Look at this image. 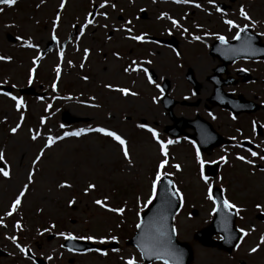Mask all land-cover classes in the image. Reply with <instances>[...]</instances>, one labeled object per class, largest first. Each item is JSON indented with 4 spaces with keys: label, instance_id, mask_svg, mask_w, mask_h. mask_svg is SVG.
<instances>
[{
    "label": "rangeland",
    "instance_id": "374dc122",
    "mask_svg": "<svg viewBox=\"0 0 264 264\" xmlns=\"http://www.w3.org/2000/svg\"><path fill=\"white\" fill-rule=\"evenodd\" d=\"M61 2L16 0L12 6L0 7V56L6 57L0 60V153L4 156L0 168L9 171L8 177L0 174V248L7 252L0 255V264H34L21 248H28L48 264H127L130 258L140 262L135 248L123 241L132 235L139 214L153 195L154 166L164 157L160 146L135 125L141 119L152 123L159 117L151 111L161 114V108L153 105L152 96L143 95L148 92L144 81L123 72V65L135 59L136 49L128 54L133 43L122 42L121 28L112 31V26L121 27L123 19L117 16H126L123 9L136 0H63V7ZM140 3L143 1L138 0ZM93 4L98 11L89 24L87 16ZM250 6L264 16V0H254ZM74 23L77 35L61 47ZM95 26L97 40L91 35ZM53 36L52 48L49 42ZM117 50L123 56L117 55ZM171 65L170 61L155 62L153 69L157 74H168ZM27 86L44 92L42 100L20 95L18 89ZM4 88L11 92H4ZM121 88H127L129 94L120 92ZM12 96L21 101L19 108ZM65 110L88 121L64 125L60 119ZM17 124L20 127L12 133L10 129ZM97 128L125 139L131 164L119 143ZM78 131L79 135H64ZM49 137L52 143L45 147ZM170 145L167 164L157 168L167 173L175 169L174 162L180 168L185 164L176 188L184 189L186 204L175 216L174 229L178 239L193 247L191 264H238L239 260L264 264V222L256 218L264 211V170L250 172L251 161L246 162L248 166L239 163L238 174H224L228 180L224 192L235 205L240 233L227 254L216 245L202 246L192 238L195 230L208 223L211 204L204 199V179L192 172L195 160L185 155L188 148ZM256 162L264 168V160ZM89 184L95 187L89 189ZM21 192L24 195L13 211L12 202ZM96 200L107 207L97 205ZM111 208L124 211L113 212ZM67 236H91L93 239L86 240L95 243L111 242L114 236L121 245L104 253H73L61 247ZM257 245V251L252 252Z\"/></svg>",
    "mask_w": 264,
    "mask_h": 264
},
{
    "label": "flooded vegetation",
    "instance_id": "af4514ba",
    "mask_svg": "<svg viewBox=\"0 0 264 264\" xmlns=\"http://www.w3.org/2000/svg\"><path fill=\"white\" fill-rule=\"evenodd\" d=\"M140 1L144 3L135 8L133 14L130 11L134 6L123 9L126 16L120 14L123 17L121 27L112 26L121 28L122 42L133 43L128 54L136 49L135 59L123 65V72L144 81L148 92L143 95L152 96L153 105L161 108V114L151 111L154 117H159L152 123L145 119L138 122L157 130L159 140L184 144L188 148L185 155L196 161L193 168L202 172L209 165H215L217 176L231 175L238 171L241 161L262 160L264 16L257 15L251 8L250 3L254 0H213L211 3L209 0ZM241 7L249 19L241 15ZM173 20L177 21L176 26ZM228 20H232L235 26L227 24ZM238 31L242 33L241 47H233ZM97 32V27L92 28L91 35L96 40ZM255 35L259 37L258 48L261 50H257ZM134 36L142 39L135 40ZM221 36L224 42L219 39ZM110 37L111 32L106 38ZM116 54L123 56L119 50ZM164 61L172 62L169 73L157 74L154 63ZM126 68L129 71L126 72ZM135 91L140 95L138 90ZM219 94L243 97L240 109L231 112L210 99ZM165 96L172 100H163ZM177 117L188 121L175 128L182 132L181 135L166 134V126L173 125ZM197 149L205 162L203 167L196 158ZM252 151L257 156H252ZM222 156L225 157L223 161L220 160ZM238 156L245 159L240 160Z\"/></svg>",
    "mask_w": 264,
    "mask_h": 264
},
{
    "label": "water",
    "instance_id": "95a60500",
    "mask_svg": "<svg viewBox=\"0 0 264 264\" xmlns=\"http://www.w3.org/2000/svg\"><path fill=\"white\" fill-rule=\"evenodd\" d=\"M50 45L52 47L53 42ZM78 119L76 118L74 120L69 118L67 121L71 122ZM173 192L170 183L165 178L162 179L158 184L156 196L139 216L137 225H140V227L136 225L133 236L124 242L126 245L134 246L146 264L155 260H160L164 263L167 260L168 264H190L193 259L191 246L187 242L177 240L173 233L172 219L179 207L177 196ZM221 206L222 204H219L220 208ZM216 212L217 214H215L210 225L195 232L194 238L204 246L213 247L217 244L222 248L230 250L231 246L237 240L238 232L233 226L232 219L228 223L221 220L226 217L225 211L221 212L216 210ZM161 231L165 234V238L170 240V250L174 251L175 255H166L165 250L159 246L157 241ZM216 233H220L224 236V239L222 241L213 240L212 235ZM118 245L116 241L110 243H93L73 237H67L62 243L63 247L74 251H85L89 249L104 251L108 248L113 249ZM154 252L159 253V258L153 254ZM1 254L6 255L0 249ZM26 254L37 264H47L41 258L33 257L28 249H26Z\"/></svg>",
    "mask_w": 264,
    "mask_h": 264
},
{
    "label": "snow or ice",
    "instance_id": "6c2138e0",
    "mask_svg": "<svg viewBox=\"0 0 264 264\" xmlns=\"http://www.w3.org/2000/svg\"><path fill=\"white\" fill-rule=\"evenodd\" d=\"M15 2H16V0H0V4H4V5H8V6H12V5H14ZM177 2H179V0H177ZM184 2H187V0H184ZM209 2L211 3V2H213V0H209ZM60 6H61V7L64 6V4H63V0H62V2H61V5H60ZM113 7H114V6H113ZM197 7H199V5H197ZM217 11H220V9L218 8ZM240 13H241V15H242L245 19H249V17L247 16L245 10L243 9V7H241V9H240ZM57 19H59L58 16H57ZM88 23L91 24L92 21H91V20H88ZM172 23H173L174 26L177 25V21H175V20H173ZM226 23L229 24V25H233V26H235V25H234V22H233L232 20H228V21H226ZM245 27H247V26H245ZM243 30H244V29H241L240 31H243ZM129 31H130V29H129ZM240 31L237 32V34H236V36L234 37V39H239V38H240ZM81 32H83V28L81 29ZM132 38L135 39V40H141V39H142L141 36H134V37H132ZM18 39H19V37H18ZM53 39H55V36H53ZM193 39H199V37H193ZM219 39L221 40V42H224V37H223V36L219 37ZM29 46H32V45H29ZM87 51H88V50L85 49V54H87ZM4 59H6V57L0 56V60H4ZM8 59H10V58H8ZM69 63H70V62H69ZM133 63H135V62H133ZM125 71H126V72L129 71V69L126 68ZM144 71L147 72V69H144ZM57 72L59 73V66H57ZM149 82H152V81H151V77H149ZM53 87H55V86H53ZM119 91L122 92V93H124V94H129V90H128L127 88H121V89H119ZM131 94H132V95H135V93H131ZM12 99L16 101V106H17V108H19V107L21 106V101H20V100H17V97H15V96H12ZM42 122H43V121H42ZM139 126H140L141 128H145V127H146V125H144V124H141V125H139ZM19 127H20V125L17 124L16 127L11 128L10 131H11L12 133H15ZM95 130L98 131V132L104 133L105 135L110 136V137H112L114 140H116V141L119 143V145L121 146V150H122V153H123L124 158H125L126 160H128L129 164H131L130 153H129V151H128V148H127V142L125 141V139H123V138H122L120 135H118L117 133L112 132V131H108V130H106V129H104V128H97V129H95ZM80 131H84V130H80ZM89 131H91V129H89ZM148 131L151 132L153 138H154V139H157V142H158L159 145H160V151H161V153L163 154V157H164V158L161 159V161H160L158 167H159V168H163L164 165L167 164V162H168V161H167V147H166V145H167V144H172L173 141H172V140H168V141L165 143L164 141L159 140L158 133H157L154 129H152V128H148ZM79 134H80L79 131H78V132H75V133H67V132L64 133L65 136H67V135H79ZM32 139H36V137L33 136ZM57 139H60V137H57ZM51 143H52V138L49 137L48 144H46L45 147H48ZM251 155H252V156H257V153H256L255 151H252V152H251ZM196 158H197V160L199 161L201 167H203V165H204L205 162L200 158V152H199V149H197V151H196ZM237 158L240 159V160H244V159H245L243 156H238ZM39 159H40V156H37V157H36V160H39ZM260 159L264 160V156H261ZM3 160H4V156H3L2 153H0V161H3ZM220 160H221V161L225 160V157H223V156L220 157ZM246 162L251 163V161H246ZM33 163H35V161H33ZM173 167H174L177 171L180 170V165H179V164L173 165ZM0 174H2V175L5 176V177H8V176H9V171H7L5 168H0ZM29 178L31 179V176H30ZM202 178L205 180V182H207V179H208V178H207L206 176H202ZM159 179H160V172L157 171V174H156V180L153 181V192H155V184H156V181H158ZM170 183H171V182H170ZM64 186H67V185H64ZM25 187H27V186H25ZM94 187H95V185H93V184H89V185H88V188H89V189L94 188ZM173 187H174V186H173ZM86 191H87V189H86ZM173 194H174L175 196H177V197L180 196V192H179L178 189H175V191L173 192ZM23 195H24V193L21 192V193L16 197V199L12 202L11 207H12V210H13V211H15L16 207L20 204V202H21V199H20V198H21V196H23ZM211 198H212V197H211V194H209V199H211ZM69 203L71 204V203H73V201H69ZM95 203H96L97 205H100L101 207H107V205H106L104 202H102L101 200H96ZM224 207H225V208H234L235 205L229 203L228 200H224ZM109 210H110V211H113V212H119V213H122V212L124 211L123 208H111V209H109ZM213 210L215 211V209H213ZM8 215H11V213H8ZM17 227H19V224H17ZM137 227H140V225H137ZM240 231L243 232L244 230L241 229ZM174 232H175V229H173V233H174ZM245 234H246V233H245ZM61 235H63V233H61ZM69 238H71V237H69ZM13 239H15V238L13 237ZM81 239H89V240H91V239H93V237H91V236H89V237H81ZM111 239L115 240L116 237L113 236V237H111ZM157 242H158L159 246L162 247V248L165 250V254H166V255H170V256H171V255H175V252L172 251V250H170V243H171V242H170V240H168V239L165 238V234L163 233V231H161V232L159 233V238H158V241H157ZM261 242H264V236L261 237ZM259 246H260V245H257L256 247H253V248L251 249V251H252V252H256V251H257V248H259ZM18 247H19V245H18ZM20 250H21L22 252L24 251L23 248H21ZM153 254L156 255L157 258H159V253H158V252H154ZM127 264H136V262H135L134 259H131V258H130V259L127 261ZM165 264H168V261H167V260L165 261Z\"/></svg>",
    "mask_w": 264,
    "mask_h": 264
}]
</instances>
